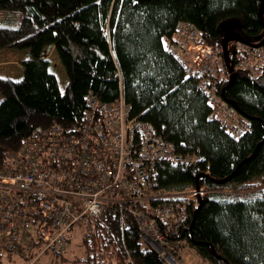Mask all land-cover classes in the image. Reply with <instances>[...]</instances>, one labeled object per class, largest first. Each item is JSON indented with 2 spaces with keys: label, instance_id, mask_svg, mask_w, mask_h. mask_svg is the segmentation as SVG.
I'll return each instance as SVG.
<instances>
[{
  "label": "trees",
  "instance_id": "trees-1",
  "mask_svg": "<svg viewBox=\"0 0 264 264\" xmlns=\"http://www.w3.org/2000/svg\"><path fill=\"white\" fill-rule=\"evenodd\" d=\"M262 3L0 0V13L13 22L0 24V50L29 54L22 63L21 81L0 78V171L7 156L23 149L34 129L83 127L89 92L104 103L114 102L121 93L131 119L149 123L178 154L198 156L187 169L160 166L159 188L235 189L205 195L198 211V203H190L186 229L177 238L185 239L210 264H264V187L253 182L264 180V63L255 77L235 70L233 63L240 45L264 54ZM232 20L239 22L240 42L234 41L229 49L230 40L224 45L233 74L226 68L218 95L249 125L239 140L212 118L207 98L197 90V79L185 74L163 41L185 24L197 31L199 43L213 48L224 61L222 42L227 34L221 24ZM46 48H52L64 68L68 80L64 93L49 71ZM122 218L123 227L119 212L107 208L93 221L90 233H83L82 226L71 228L73 236L83 234L84 257L74 263L164 264L158 254L142 246L132 216L124 212ZM48 251L62 253L51 249L43 256ZM4 253L17 259L0 246V264Z\"/></svg>",
  "mask_w": 264,
  "mask_h": 264
},
{
  "label": "built area",
  "instance_id": "built-area-1",
  "mask_svg": "<svg viewBox=\"0 0 264 264\" xmlns=\"http://www.w3.org/2000/svg\"><path fill=\"white\" fill-rule=\"evenodd\" d=\"M167 53L185 74L195 77L212 118L233 139L249 125L219 97L226 66L215 50L198 42L197 31L179 24L164 40ZM235 70L255 77L264 63L260 49L238 46ZM83 127L36 128L18 154L7 156L0 171V246L24 264H35L47 250L64 251L71 228L90 233L93 221L111 208L129 213L141 241L164 264H179L188 246L178 235L190 218L187 206L219 191L204 186L177 191L159 188V168H190L198 156H183L153 127L131 119L121 93L112 103L85 96Z\"/></svg>",
  "mask_w": 264,
  "mask_h": 264
},
{
  "label": "rangeland",
  "instance_id": "rangeland-1",
  "mask_svg": "<svg viewBox=\"0 0 264 264\" xmlns=\"http://www.w3.org/2000/svg\"><path fill=\"white\" fill-rule=\"evenodd\" d=\"M262 7L264 8V0ZM6 21L13 23L12 20L7 18L4 13H0V24ZM221 28L225 30L227 37H238L237 29L239 28V22L237 20L224 22L221 24ZM234 44V41L229 42L227 48H231ZM44 57H46L49 61V71L55 75L61 93H64L68 80L63 66L54 54L52 48H46L44 51ZM28 59L29 54L27 51L0 50V78H9L16 82L21 81L23 77L22 63ZM253 182L258 184L260 188L264 187V180ZM233 191L235 192V189L223 190L220 192L232 193ZM248 192L250 193L251 191ZM245 194L246 191L240 192V195ZM82 237L83 234L74 235L72 240L65 247V250L62 251L61 255H58V252L56 251H48L37 264H75L74 262L76 260H80L84 257L83 249L80 246ZM141 244L143 247H147L144 241H141ZM180 255L181 258L179 260V264H210L202 260L197 255L196 251L189 245L185 247V250ZM2 264H24V262L23 260H18V258H11L10 260L6 258V254L4 253Z\"/></svg>",
  "mask_w": 264,
  "mask_h": 264
},
{
  "label": "water",
  "instance_id": "water-1",
  "mask_svg": "<svg viewBox=\"0 0 264 264\" xmlns=\"http://www.w3.org/2000/svg\"><path fill=\"white\" fill-rule=\"evenodd\" d=\"M263 10H264V8H262L261 10H260V12H259V15L261 16V14H262V12H263ZM228 40H230V41H235V42H240V40L239 39H237V38H230V37H227V38H225L224 40H223V52H222V55H223V58H224V61H225V66H226V68L228 69V72L232 75L233 74V70H232V66H231V64H230V58H231V55H229L226 51H225V43H226V41H228ZM262 45V44H261ZM260 45V46H261ZM232 176H230V177H228L227 178V180H229L230 178H231ZM200 208V200L198 201V208H197V211H198V209ZM196 211V212H197ZM195 212V213H196ZM192 225V224H191ZM191 229V226H190V228H189V230Z\"/></svg>",
  "mask_w": 264,
  "mask_h": 264
}]
</instances>
